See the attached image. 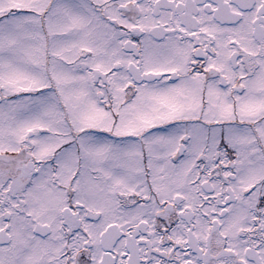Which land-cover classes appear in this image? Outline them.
I'll return each mask as SVG.
<instances>
[{
  "label": "snow or ice",
  "instance_id": "1",
  "mask_svg": "<svg viewBox=\"0 0 264 264\" xmlns=\"http://www.w3.org/2000/svg\"><path fill=\"white\" fill-rule=\"evenodd\" d=\"M0 264H264V0H0Z\"/></svg>",
  "mask_w": 264,
  "mask_h": 264
}]
</instances>
